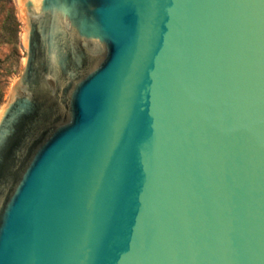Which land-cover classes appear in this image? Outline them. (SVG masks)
<instances>
[{"label":"water","instance_id":"95a60500","mask_svg":"<svg viewBox=\"0 0 264 264\" xmlns=\"http://www.w3.org/2000/svg\"><path fill=\"white\" fill-rule=\"evenodd\" d=\"M19 3L0 264H264V0Z\"/></svg>","mask_w":264,"mask_h":264},{"label":"rangeland","instance_id":"374dc122","mask_svg":"<svg viewBox=\"0 0 264 264\" xmlns=\"http://www.w3.org/2000/svg\"><path fill=\"white\" fill-rule=\"evenodd\" d=\"M25 28L19 0H0V112L12 99L23 70Z\"/></svg>","mask_w":264,"mask_h":264}]
</instances>
